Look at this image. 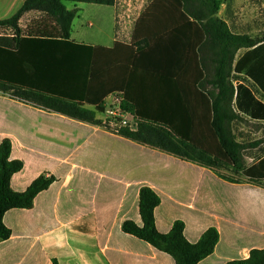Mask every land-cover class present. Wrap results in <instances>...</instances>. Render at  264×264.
Masks as SVG:
<instances>
[{
  "label": "crops",
  "instance_id": "crops-1",
  "mask_svg": "<svg viewBox=\"0 0 264 264\" xmlns=\"http://www.w3.org/2000/svg\"><path fill=\"white\" fill-rule=\"evenodd\" d=\"M25 1L0 0V19L14 16ZM235 1L238 3H232L235 12L231 17L223 14L225 4L218 17L236 35L241 34L243 25L252 26L253 31L247 34L257 38L256 25L264 24V15H240L239 10L245 8L239 5L242 0ZM144 2L116 0L114 6H76L79 13L70 42L106 49L127 44L123 24L132 8L143 6L137 22L151 3ZM255 6L264 10V0ZM44 19L48 28L54 26L38 11L23 16L22 48H17L14 32L0 30V73L6 79L16 70L26 71L24 61L33 50L23 41L28 37L26 29L33 21ZM235 24L239 27L231 26ZM61 46L44 45L39 56L55 61L85 54L81 49ZM246 52H237L233 68ZM232 77L236 78L235 89L243 84L264 103L263 92L252 80L234 71ZM210 82L205 81V92L213 93ZM184 100L190 103L192 97ZM232 108L237 121L264 126V121L238 111L235 97ZM96 119L101 124L81 122L21 102L0 90V142L9 139L11 159L24 164L13 176L11 188L21 193L41 176L54 179L49 189L36 197L32 209L12 210L5 215L11 237L0 242V264H175L170 255L123 232L127 221L142 225L139 201L144 187L160 198L155 211L160 232L168 233L181 222L187 241L196 244L208 230L217 231L219 240L213 254L199 264L247 260L253 250L264 249V155L244 157L245 169L254 170V178L242 173L229 177L223 171L108 133L102 126L104 115L97 113Z\"/></svg>",
  "mask_w": 264,
  "mask_h": 264
},
{
  "label": "trees",
  "instance_id": "trees-1",
  "mask_svg": "<svg viewBox=\"0 0 264 264\" xmlns=\"http://www.w3.org/2000/svg\"><path fill=\"white\" fill-rule=\"evenodd\" d=\"M190 1L153 0L135 23L131 43L106 49L70 42L79 10H69L65 3L114 6L116 0H26L14 16L0 19V30L14 32L17 48H22L20 20L26 13L41 12L54 26L48 28L46 19L28 26V37L23 41L33 50L24 61L26 71L16 70L7 79L0 73V90L21 102L90 124H101L97 113L105 112L108 97L119 94L123 110L138 119V129L123 130L122 136L216 171L232 170L254 178L255 171L245 169L246 147L233 132L232 124L239 117L232 104L235 97L238 111L264 121V103L243 84L235 89L232 72L252 80L264 94V35L252 38L233 34L218 17L222 0H198L201 10L190 6ZM44 45L72 47L85 54L51 61L39 56ZM209 47L216 50V68L210 82L213 93L205 92L204 87L208 80L205 49ZM242 49L247 52L233 68ZM186 96L192 97L190 103L185 102ZM11 152V141L2 140L0 242L11 237L5 215L12 210L32 209L36 197L54 182L41 176L24 192L13 191L11 180L24 164L12 160ZM159 205V196L150 188H142V225L127 221L123 232L170 255L175 264H199L213 254L219 240L216 230L205 232L196 244L187 241L181 222L168 233L160 232L155 221ZM227 264H264V249L253 250L247 260Z\"/></svg>",
  "mask_w": 264,
  "mask_h": 264
},
{
  "label": "rangeland",
  "instance_id": "rangeland-1",
  "mask_svg": "<svg viewBox=\"0 0 264 264\" xmlns=\"http://www.w3.org/2000/svg\"><path fill=\"white\" fill-rule=\"evenodd\" d=\"M152 0H145L144 5H147L148 3H150ZM259 0H242L239 1V5L241 6V8H245L243 10H239V14H244V15H264V10L259 7V6H255L258 4ZM234 4L238 3L237 1H233ZM231 0H222V5L225 4L223 6V14H227L228 17H231L234 12H235V8L233 7ZM188 4L190 6H193L194 8H196L197 10H201L202 6L200 5V1L198 0H193L188 2ZM66 7L69 10H74V9H78L76 6L78 7H84L85 4L79 3H72V2H67L65 3ZM221 5V6H222ZM255 6V7H253ZM79 10V9H78ZM143 10V6H140L139 8L136 9H131L128 13L129 16H127L126 18V23L123 24V37H125L123 40L124 42L131 43L132 41V36H133V31H134V27H135V22L137 19V16L139 15V13ZM251 10H255V12H251ZM91 19L88 20V22H90ZM117 27H119L118 24V18H117ZM233 28L234 27H239L238 25H231ZM251 26V25H250ZM111 27L113 29V23L111 24ZM252 27V26H251ZM250 27L249 29V25L245 24L243 25L242 28H240L239 32L241 33L240 35H248V32H252L253 29ZM256 28L259 29V32L257 34V38H261L260 36L264 35V24L261 25H256ZM87 32H90L92 30H90L89 28H85ZM113 31V30H112ZM215 53L216 50L213 47H209L205 49V59L209 62L206 63L205 60V66L208 67V71H207V79L208 80H212L214 78V72H215V68H216V64L214 62L213 59H215ZM213 56V59H211ZM211 60V62H210ZM235 77H232V82L233 80H235ZM236 82V81H234ZM214 89V88H213ZM234 133L235 136L237 138V141L241 144H243L246 148L243 152L244 157H253V158H260L261 156L264 155V126L263 125H252V124H248V123H244L242 121H237L235 122L234 126ZM260 143L259 147H255L254 146ZM223 172H225L226 176H233L234 172L232 170H223ZM232 174V175H231ZM236 176V175H235Z\"/></svg>",
  "mask_w": 264,
  "mask_h": 264
},
{
  "label": "built area",
  "instance_id": "built-area-1",
  "mask_svg": "<svg viewBox=\"0 0 264 264\" xmlns=\"http://www.w3.org/2000/svg\"><path fill=\"white\" fill-rule=\"evenodd\" d=\"M108 99V100H107ZM105 101L103 128L106 132L120 135L123 130L136 131L138 119L130 112L123 110L122 97L111 95Z\"/></svg>",
  "mask_w": 264,
  "mask_h": 264
}]
</instances>
